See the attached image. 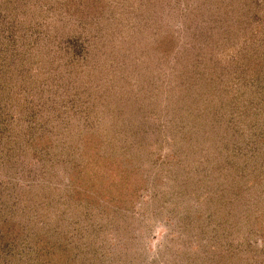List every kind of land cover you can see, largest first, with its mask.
<instances>
[{
	"label": "rangeland",
	"instance_id": "374dc122",
	"mask_svg": "<svg viewBox=\"0 0 264 264\" xmlns=\"http://www.w3.org/2000/svg\"><path fill=\"white\" fill-rule=\"evenodd\" d=\"M0 264H264V0H0Z\"/></svg>",
	"mask_w": 264,
	"mask_h": 264
}]
</instances>
